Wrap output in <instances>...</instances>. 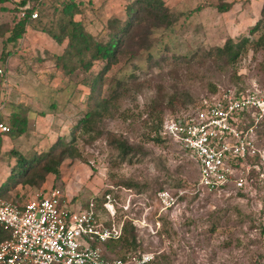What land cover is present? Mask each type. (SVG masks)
<instances>
[{
  "label": "rangeland",
  "instance_id": "374dc122",
  "mask_svg": "<svg viewBox=\"0 0 264 264\" xmlns=\"http://www.w3.org/2000/svg\"><path fill=\"white\" fill-rule=\"evenodd\" d=\"M20 1L0 2V26L6 23L12 29L19 21L15 7ZM61 1L44 0L20 39L8 41L10 31L0 37V95L3 92L8 103L27 108L26 131L0 135V185L10 183L14 151L29 159L57 137L68 142L74 134L80 156L64 160L59 178H47L38 189L17 184L4 199L24 203L58 186L66 205L87 208L80 203L91 201L103 221L108 219L102 206L105 199L123 225L145 214L147 222H160L157 241L134 227L138 250L154 256L151 264H264V180L254 178L242 190H199L190 154L166 138L159 143L147 139L154 135L152 112L163 118L177 115L196 108L211 94L239 91L253 83L264 86V45L258 42L264 37V0H163L172 23L152 26L147 18L131 27L118 61L104 74L101 90L107 96L117 89L119 99L111 115L83 134L74 130L88 107L89 89L81 81L101 71L105 61H94L87 73L79 68L69 76L54 69L52 54L64 44L57 45L41 28L59 18L60 9L55 7L60 8ZM74 1L82 10L75 20L104 42L107 19L126 20V7L136 0ZM222 3H231V8L218 11ZM198 6L200 10H194ZM256 22L258 29L251 31ZM228 38L248 39L232 63L213 51ZM173 95L179 100L171 106L168 100ZM10 109L0 102V120L8 124ZM257 139L264 145V135ZM115 140H126L132 149L125 154ZM162 190L177 197L166 211H160L156 197ZM129 251L126 245L120 250Z\"/></svg>",
  "mask_w": 264,
  "mask_h": 264
},
{
  "label": "built area",
  "instance_id": "2783aa9c",
  "mask_svg": "<svg viewBox=\"0 0 264 264\" xmlns=\"http://www.w3.org/2000/svg\"><path fill=\"white\" fill-rule=\"evenodd\" d=\"M37 1L19 7L20 17H38ZM0 69V75H2ZM264 125V86L253 83L239 91L226 90L201 99L196 108L166 115L160 134L196 162V187L208 192L242 190L255 178L264 180V145L257 130ZM10 125L0 120V135ZM160 211L171 209L177 197L167 190L156 195ZM58 186L17 203L0 198V225L10 237L0 242V264H150L152 252H125L108 258L99 245L118 239L123 221L115 218L105 199L102 206L108 219H100L93 203L82 208L66 205ZM152 240L159 237V221L130 218Z\"/></svg>",
  "mask_w": 264,
  "mask_h": 264
},
{
  "label": "trees",
  "instance_id": "16d2710c",
  "mask_svg": "<svg viewBox=\"0 0 264 264\" xmlns=\"http://www.w3.org/2000/svg\"><path fill=\"white\" fill-rule=\"evenodd\" d=\"M26 1L21 0L15 7V10L17 11ZM43 2L44 0L37 1L38 10L39 5ZM58 4H60V8L56 5L55 9H60L59 18L56 19L53 25L41 28V31L45 32L57 45L64 44L61 51L58 49L59 52L56 51L52 54L54 69L60 70L65 76H69L79 68L87 73L94 61H105V65L101 71L96 74L87 75L81 81L82 85L89 89L87 95L88 107L83 117L78 119L74 130L79 128V134H83L91 131L94 125L101 121L103 117L111 115L112 109L119 99L121 93L117 89L114 92L110 90L107 96H103L101 90L104 74L113 63L118 61L125 37L131 27L134 24L146 21L147 18L154 22L152 26L160 24L169 26L172 23V15L163 0H136L126 7L128 14L126 20L121 22L118 18L107 19L105 29L108 39L103 42L90 33L81 20H75L74 16L82 12L80 3L74 0H62ZM230 8L231 3H222L217 6L220 12L228 11ZM194 10H200V6ZM262 14H264V6ZM28 16L29 12L25 17H20L12 29L6 23H3L0 26V37H3L6 32L10 31V35L7 37L8 41L14 42L20 39L25 33L26 23L29 19ZM258 22H256L251 31L258 29ZM247 40V38H242L238 42H235L232 38H228L221 47L216 46L213 48L214 54L219 58H223L226 63H232L242 52V48ZM258 42L264 45V37L259 39ZM119 83L120 81H118ZM177 100H179L177 95H173L172 98H169L168 104L173 106ZM0 102L4 105L9 104L11 108L9 112L10 131L8 133H14L16 136L24 133L27 129V117L25 115L27 108L21 105V103H8L5 100L3 92L0 95ZM20 110L24 113L21 114ZM150 116H155L151 126L154 135L152 137L148 136L147 139L156 143L162 142L165 139L160 134L163 117L154 112ZM257 134L259 138H262L264 135V125L258 128ZM74 137L75 135L73 134V138L68 142L64 136L57 137V140L45 151L40 153L34 152L29 159L25 158L22 153H15L14 151L17 158L15 166H19V169L16 171L15 166H13L8 177L10 183L0 185V198L4 199L7 197L8 190L17 184L28 185L31 188L38 189L47 178L53 176L55 179L59 178L61 174L60 167L64 160L80 156L78 149L74 145ZM115 144L116 148L122 149L125 154L129 149H132V146L126 140H115ZM80 205L89 207V201L80 203ZM134 227L132 222L126 220L123 225L122 235L118 239L107 240L99 244L104 251V255L108 258L120 257L124 254L120 250L125 245L131 248L129 252H137L139 242ZM9 237L10 231L0 225V242ZM119 252L121 254H118Z\"/></svg>",
  "mask_w": 264,
  "mask_h": 264
},
{
  "label": "crops",
  "instance_id": "0c3cea01",
  "mask_svg": "<svg viewBox=\"0 0 264 264\" xmlns=\"http://www.w3.org/2000/svg\"><path fill=\"white\" fill-rule=\"evenodd\" d=\"M2 106L4 107L5 105L2 104ZM1 109H2V108H1ZM2 140H3V147H4V143H5L4 141H5V140H4V139H2ZM1 148H2V146H1ZM24 186H28V185H24ZM28 187H30V186H28Z\"/></svg>",
  "mask_w": 264,
  "mask_h": 264
}]
</instances>
